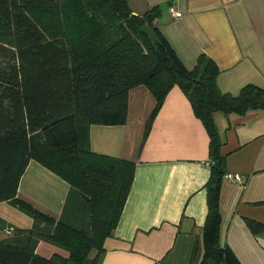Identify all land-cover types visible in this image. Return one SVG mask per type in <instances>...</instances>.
I'll return each mask as SVG.
<instances>
[{
	"label": "trees",
	"instance_id": "16d2710c",
	"mask_svg": "<svg viewBox=\"0 0 264 264\" xmlns=\"http://www.w3.org/2000/svg\"><path fill=\"white\" fill-rule=\"evenodd\" d=\"M155 6L134 15L127 0H0V202L29 217V229L0 219V264H101L103 244L117 227L135 163L89 149V127L121 126L128 93L145 87L155 101L139 150L167 94L180 89L208 136L207 214L200 264H241L220 243L219 199L226 174L215 114L264 112V89L236 95L217 86L219 69L201 55L191 69L155 24ZM35 161L69 186L58 218L16 198L21 176ZM255 237L264 224L246 219ZM40 242L63 253L45 258ZM195 249L192 259H195Z\"/></svg>",
	"mask_w": 264,
	"mask_h": 264
},
{
	"label": "crops",
	"instance_id": "0c3cea01",
	"mask_svg": "<svg viewBox=\"0 0 264 264\" xmlns=\"http://www.w3.org/2000/svg\"><path fill=\"white\" fill-rule=\"evenodd\" d=\"M134 15L167 4L156 26L189 69L199 56L218 67V89L236 95L244 86L264 89V0H127ZM173 12L180 14L175 19ZM155 106L148 90L128 93L121 126L89 127V149L135 163L133 182L117 227L105 239L101 264H200L209 177L208 136L179 88L167 94L139 150L145 122ZM222 140L226 173L220 189V243L241 264H264V237H255L245 220L264 224V112L214 115ZM69 186L35 161L20 178L16 198L58 218ZM0 202V219L29 229L30 219ZM21 213V212H19ZM26 216V215H25ZM16 224L25 227H18ZM48 244V243H47ZM40 242L36 253L49 258L61 251ZM50 245V244H49ZM195 259H192L195 249ZM59 253V252H58Z\"/></svg>",
	"mask_w": 264,
	"mask_h": 264
},
{
	"label": "built area",
	"instance_id": "2783aa9c",
	"mask_svg": "<svg viewBox=\"0 0 264 264\" xmlns=\"http://www.w3.org/2000/svg\"><path fill=\"white\" fill-rule=\"evenodd\" d=\"M171 16L175 19L179 18L180 17V14L177 13V12H173L171 14ZM224 179L228 182H232V183H236V184H239V185H242L243 184V179L241 176L237 175V174H230V173H226L225 176H224ZM2 233H4L6 236H9L11 235L12 233V229L10 228H5L1 231Z\"/></svg>",
	"mask_w": 264,
	"mask_h": 264
},
{
	"label": "rangeland",
	"instance_id": "374dc122",
	"mask_svg": "<svg viewBox=\"0 0 264 264\" xmlns=\"http://www.w3.org/2000/svg\"><path fill=\"white\" fill-rule=\"evenodd\" d=\"M16 210V209H15ZM17 213L19 214V215H21V216H23V217H25V218H27L26 220H27V225H29V223H30V218L29 217H27V216H25L24 214H22V213H19V211H17ZM18 227H25V226H23V225H19V224H16ZM6 235L4 234V233H2V232H0V240L1 239H3L4 237H5ZM47 244V243H46ZM48 246H51L52 247V245H49V244H47ZM59 253H63V254H65L63 251H58ZM66 255V254H65ZM43 257H45V256H43Z\"/></svg>",
	"mask_w": 264,
	"mask_h": 264
},
{
	"label": "water",
	"instance_id": "95a60500",
	"mask_svg": "<svg viewBox=\"0 0 264 264\" xmlns=\"http://www.w3.org/2000/svg\"><path fill=\"white\" fill-rule=\"evenodd\" d=\"M166 7H167V4L165 3H162V4H159V8L162 10V11H165L166 10ZM207 264H214L211 260H208L207 261Z\"/></svg>",
	"mask_w": 264,
	"mask_h": 264
}]
</instances>
